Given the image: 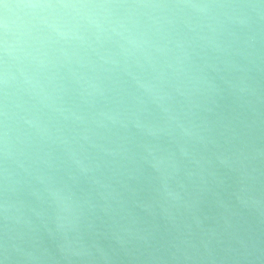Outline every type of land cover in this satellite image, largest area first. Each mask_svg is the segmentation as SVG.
Segmentation results:
<instances>
[{
    "label": "water",
    "instance_id": "obj_1",
    "mask_svg": "<svg viewBox=\"0 0 264 264\" xmlns=\"http://www.w3.org/2000/svg\"><path fill=\"white\" fill-rule=\"evenodd\" d=\"M0 264H264V0H0Z\"/></svg>",
    "mask_w": 264,
    "mask_h": 264
}]
</instances>
